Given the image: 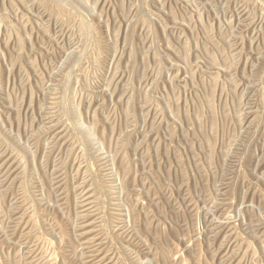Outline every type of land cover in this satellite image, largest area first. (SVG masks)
Masks as SVG:
<instances>
[{"label": "rangeland", "instance_id": "rangeland-1", "mask_svg": "<svg viewBox=\"0 0 264 264\" xmlns=\"http://www.w3.org/2000/svg\"><path fill=\"white\" fill-rule=\"evenodd\" d=\"M0 264H264V0H0Z\"/></svg>", "mask_w": 264, "mask_h": 264}]
</instances>
